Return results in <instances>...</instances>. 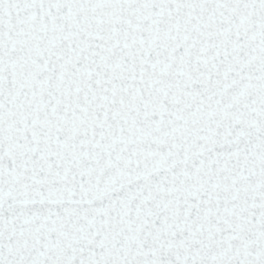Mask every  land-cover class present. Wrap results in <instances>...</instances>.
<instances>
[{
    "label": "snow or ice",
    "instance_id": "obj_1",
    "mask_svg": "<svg viewBox=\"0 0 264 264\" xmlns=\"http://www.w3.org/2000/svg\"><path fill=\"white\" fill-rule=\"evenodd\" d=\"M0 264H264V0H0Z\"/></svg>",
    "mask_w": 264,
    "mask_h": 264
}]
</instances>
